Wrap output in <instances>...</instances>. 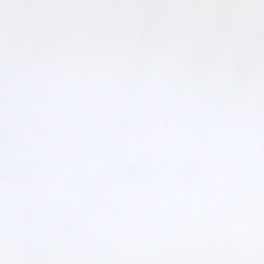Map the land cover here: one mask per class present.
I'll return each instance as SVG.
<instances>
[{
    "label": "clouds",
    "instance_id": "1",
    "mask_svg": "<svg viewBox=\"0 0 264 264\" xmlns=\"http://www.w3.org/2000/svg\"><path fill=\"white\" fill-rule=\"evenodd\" d=\"M0 264H264V0H0Z\"/></svg>",
    "mask_w": 264,
    "mask_h": 264
}]
</instances>
